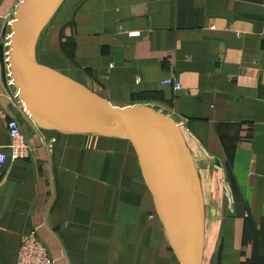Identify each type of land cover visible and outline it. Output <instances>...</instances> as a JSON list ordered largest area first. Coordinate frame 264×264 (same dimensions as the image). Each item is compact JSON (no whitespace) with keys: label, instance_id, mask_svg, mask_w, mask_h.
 Wrapping results in <instances>:
<instances>
[{"label":"crops","instance_id":"obj_1","mask_svg":"<svg viewBox=\"0 0 264 264\" xmlns=\"http://www.w3.org/2000/svg\"><path fill=\"white\" fill-rule=\"evenodd\" d=\"M22 1L0 0L7 47ZM40 40L74 82L179 128L217 226L201 264H264V0H65ZM1 76L0 151L10 119L34 151L0 173V264L34 233L56 264H180L134 153L39 129Z\"/></svg>","mask_w":264,"mask_h":264},{"label":"water","instance_id":"obj_2","mask_svg":"<svg viewBox=\"0 0 264 264\" xmlns=\"http://www.w3.org/2000/svg\"><path fill=\"white\" fill-rule=\"evenodd\" d=\"M65 0H23L11 26L12 82L34 124L41 130L89 135L102 130L124 134L134 147L143 177L169 243L180 264H201L200 182L179 128L145 107H115L68 78L53 58L38 60V42ZM56 63V62H55Z\"/></svg>","mask_w":264,"mask_h":264},{"label":"built area","instance_id":"obj_3","mask_svg":"<svg viewBox=\"0 0 264 264\" xmlns=\"http://www.w3.org/2000/svg\"><path fill=\"white\" fill-rule=\"evenodd\" d=\"M137 35L139 36L136 33L131 34V36ZM165 84L172 86L176 91L182 89L181 85L174 80H167ZM23 108L28 117H30L25 107ZM7 127L9 144L0 151V173L5 170L7 164L11 161H29L34 151L27 141L18 120L10 119ZM16 264H56V262L51 257L42 239L34 233L22 240Z\"/></svg>","mask_w":264,"mask_h":264},{"label":"rangeland","instance_id":"obj_4","mask_svg":"<svg viewBox=\"0 0 264 264\" xmlns=\"http://www.w3.org/2000/svg\"><path fill=\"white\" fill-rule=\"evenodd\" d=\"M2 16L3 15L0 16V71L2 72L1 78H2L3 84L14 91V94L11 91V98L17 99V101H18L19 100V96L17 95V90H16V88H15L13 82H12V77L10 76L9 52H10V49H11V45L9 47H7V43H8L7 39H8L9 33L7 31V28H3V26H4V18ZM44 30L42 31V33L44 32ZM42 33L40 34V36H39L40 38L39 39H41ZM40 42H41V40H39V42H38V49H39L38 57H37L38 60L40 61V58L43 57V53L45 54L46 58H49V59L55 58L50 53L47 54L46 52L42 51V48L40 47ZM9 43H10V41H9ZM7 54H8V56H6ZM40 63H41V61H40ZM44 64L45 65H55L56 63H55L54 60H52V61H45ZM89 137H92V139L100 142L102 144V147H100V148L109 149V147H108L109 144L108 143H112V148L113 149L129 150L131 154L134 153L133 155L136 156V153L134 151L133 145L128 140H126L124 138H107V137H103V136L98 135V134H89ZM105 143H107V144H105ZM193 161H194V164H195V166L197 167V169L199 171V173L197 172V175H198V177L200 179L201 189H202L201 197L203 198V197L207 196V192L205 193V191H204L205 190L204 186L206 185V182L204 183V178H206V176L204 177V175L202 173H200L198 162H196V160H194V159H193ZM144 182L146 184L145 179H144ZM145 186H146V210L150 209V206L147 203V199L150 200L151 206L154 209L155 206H153V203H152L151 192H150L147 184ZM204 200L205 199L202 200V203L205 202ZM210 208L211 207H210L209 204H208V206L202 204V209L205 210L206 216H207V213H208V216H207L208 222L206 223L204 221V225L205 224L206 225H205V228H203V231H202V240L205 239V241L210 239V237L208 238V233L213 229V227L215 229H217V226H216V224L213 221L214 215L211 212Z\"/></svg>","mask_w":264,"mask_h":264},{"label":"bare ground","instance_id":"obj_5","mask_svg":"<svg viewBox=\"0 0 264 264\" xmlns=\"http://www.w3.org/2000/svg\"><path fill=\"white\" fill-rule=\"evenodd\" d=\"M3 1H4V0H3ZM10 76H11V72H10ZM95 133H96V134H118V133H119V134H124V135H126V133L121 132L120 130H114V129H110V130H102V131H98V132H95ZM185 151H186V154L189 155L188 152H187V149H186ZM192 164H193V167H194L195 175H196V177L198 178V180H199V182H200V179H199V177H198V175H197L196 167H195L193 161H192ZM200 190L202 191V189H201V183H200ZM199 201H200L201 204H202L201 192H200V198H199ZM201 218H202V217H201ZM200 225H201V223H200Z\"/></svg>","mask_w":264,"mask_h":264}]
</instances>
